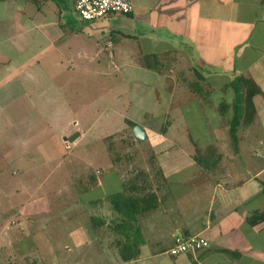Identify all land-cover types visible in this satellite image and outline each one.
Segmentation results:
<instances>
[{"label": "crops", "instance_id": "obj_1", "mask_svg": "<svg viewBox=\"0 0 264 264\" xmlns=\"http://www.w3.org/2000/svg\"><path fill=\"white\" fill-rule=\"evenodd\" d=\"M130 1L126 15L85 23L74 0H0V264H264V221L247 223L264 210V0ZM102 51L110 64L96 60ZM237 77L258 94L232 144L231 109L245 95L229 86ZM123 80L141 89L125 112L145 121L123 120L154 150L149 168L104 179L95 171L86 181L99 187L96 204L69 212L73 187L56 188L53 177L60 150L77 147L91 129L78 117L97 105L91 99ZM57 106L77 118L57 129ZM189 112L191 133L177 156L170 132L180 119L188 124ZM66 129L67 138L77 134L72 142ZM208 146L215 163L205 172L192 157ZM130 156L119 161L135 162ZM110 196L141 199L143 210L125 219ZM189 236L208 248L168 254L173 238Z\"/></svg>", "mask_w": 264, "mask_h": 264}, {"label": "rangeland", "instance_id": "obj_2", "mask_svg": "<svg viewBox=\"0 0 264 264\" xmlns=\"http://www.w3.org/2000/svg\"><path fill=\"white\" fill-rule=\"evenodd\" d=\"M131 44L135 49V42L131 41ZM106 56V51H102L96 60L101 61L104 64H110V61L107 60ZM60 70L61 73L56 74V76H58L57 79L60 80V78L63 76L67 78L68 66ZM110 75L111 73L107 74V76ZM108 80L109 78L106 79V81ZM118 85L119 87L117 86V88L112 87L113 93L118 92L119 94L118 100L116 101L112 100V96L115 95H112L113 93H108L107 91H105L102 100L98 98L94 101L90 98L91 102H94L93 104L97 103V105L93 108L90 107L88 110L86 109V115H79L78 117L81 119V122L82 120L85 121L87 126L91 129L83 135V138L78 142L77 147L75 145H70L69 150L64 151L62 148L60 150L64 159L58 164L55 172L53 173V177L57 178L56 188L61 187L60 183L64 182L73 187L71 190L68 189L67 195V203L72 204L69 206V208H67V211L69 212L74 209L75 206L81 205L84 207L88 203L91 205L96 204V200H94L96 198L94 196L98 197L96 190H98L99 187L95 190L96 185L92 186L90 184L88 186L87 184L91 177L94 179L95 171H99L100 177L102 176V179H104L108 174L110 175L111 172H114L116 177L121 176V172L128 170V167L132 169L135 168L134 171H136L138 167L143 168L145 171L146 168H149L148 164L150 161L148 160V157L149 154L154 152V150H149L148 147L146 148L144 140L140 142L134 141L135 144L130 142V146H127L128 142L125 141L129 139L126 136L131 133V128L129 127V123L123 119H131L139 123H143L145 121L142 118L143 114L138 117L134 111L130 113L125 112L126 110L131 111V106L135 101L133 98L134 96H142L141 93L137 92V90L141 89L139 87L136 91H132L131 84L125 81L124 83H119ZM227 85L228 84L225 86L226 88H228ZM105 86L106 83H103L104 88ZM231 90H233V88H231ZM82 93L89 98L90 93H88V91L84 90ZM84 95L82 96L84 97ZM112 103L114 104L111 108L109 105ZM222 108L225 109L224 107ZM55 110L57 112V129L62 127V124L65 122V120L77 118L72 109L69 110L67 107L62 109L61 107L57 106L55 107ZM116 112L117 114L115 115ZM218 115L221 116L222 114L218 113ZM179 116L180 115H178V118ZM192 118H194V116L191 112H189L187 118L188 120H186L188 121V124H186L183 119H180L182 124L178 125L177 123L175 126V131L170 132L172 135L171 139L174 140L175 144L177 143L179 145L180 143H183V145H185V135L191 133L189 130H187V128L188 126L190 128V121L193 120ZM65 127L67 128V125H65ZM67 129L62 134L66 140L68 134ZM235 130L239 131V124ZM60 133L62 132H56L57 137L60 135ZM125 144L126 146H124ZM183 149L186 151V147L179 145L178 152H174V154L178 156L179 154L185 153V151L183 152ZM123 154L128 156L132 155L133 158L136 156L135 162H120L119 157H122ZM87 177H89V180L86 181ZM59 178H62V180ZM85 185L89 188L87 192L84 188ZM104 185L105 190H107L108 185L106 183H104ZM73 190L74 192H71Z\"/></svg>", "mask_w": 264, "mask_h": 264}, {"label": "trees", "instance_id": "obj_3", "mask_svg": "<svg viewBox=\"0 0 264 264\" xmlns=\"http://www.w3.org/2000/svg\"><path fill=\"white\" fill-rule=\"evenodd\" d=\"M229 86L233 88V92L236 94V97L238 96L239 87H242L244 90V97L243 99H240L238 97L237 103L233 104L232 106V115H231V121L229 123V128H228V137L230 142L233 144L234 143V134H235V129L237 128L239 124V120H242V124H247L248 123V118L250 113L252 112V97L258 94V91L256 87L249 81L242 79L240 77H237L232 79L230 82ZM222 108L223 105H220ZM219 108V109H221ZM218 113L222 114V110L219 111ZM132 124H129V127H132ZM194 154H193V160L195 162V165L202 169L203 171L206 172L209 166H211L213 163H215V160H213L215 157V150L212 149L211 147L204 148L203 151H200L199 149L194 148ZM214 161V162H213ZM149 204L153 205V197L149 196ZM147 199L146 197H144ZM143 199L145 202V206L147 205V201ZM119 200V202H118ZM107 203L111 206V208L114 209V211L121 215L124 216L125 219H131L134 217L135 214L141 213L143 208L141 207V199H136V198H124L119 196L118 198H115V196H110L106 198ZM139 203V204H137ZM147 207V206H146ZM264 221V210L260 212H254L251 216L247 218V223L250 225H255L260 222Z\"/></svg>", "mask_w": 264, "mask_h": 264}, {"label": "built area", "instance_id": "obj_4", "mask_svg": "<svg viewBox=\"0 0 264 264\" xmlns=\"http://www.w3.org/2000/svg\"><path fill=\"white\" fill-rule=\"evenodd\" d=\"M74 10L81 22L93 23L106 16H122L131 12L130 0H74ZM208 248L206 240L198 236H189L184 239L173 238V246L168 251L170 256L181 254H195Z\"/></svg>", "mask_w": 264, "mask_h": 264}, {"label": "water", "instance_id": "obj_5", "mask_svg": "<svg viewBox=\"0 0 264 264\" xmlns=\"http://www.w3.org/2000/svg\"><path fill=\"white\" fill-rule=\"evenodd\" d=\"M131 136L136 142H140L144 140V135L142 130L139 127H132L131 128ZM77 137V134H73L69 138H67L68 142H72Z\"/></svg>", "mask_w": 264, "mask_h": 264}]
</instances>
